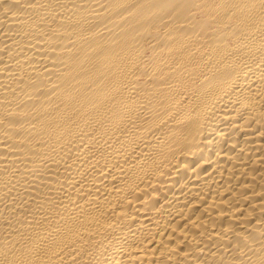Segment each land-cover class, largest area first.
I'll use <instances>...</instances> for the list:
<instances>
[{
	"label": "bare ground",
	"instance_id": "bare-ground-1",
	"mask_svg": "<svg viewBox=\"0 0 264 264\" xmlns=\"http://www.w3.org/2000/svg\"><path fill=\"white\" fill-rule=\"evenodd\" d=\"M0 264H264V0H0Z\"/></svg>",
	"mask_w": 264,
	"mask_h": 264
}]
</instances>
